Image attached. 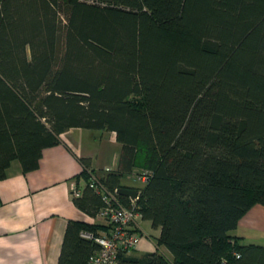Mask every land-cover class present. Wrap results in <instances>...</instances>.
Wrapping results in <instances>:
<instances>
[{"label": "trees", "instance_id": "16d2710c", "mask_svg": "<svg viewBox=\"0 0 264 264\" xmlns=\"http://www.w3.org/2000/svg\"><path fill=\"white\" fill-rule=\"evenodd\" d=\"M71 128L122 144L107 190L151 172L136 204L172 258L119 264H264L263 245L231 234L264 205V0H0V180L14 160L38 169ZM74 203L105 206L88 184ZM108 231L70 220L59 264H88L85 235Z\"/></svg>", "mask_w": 264, "mask_h": 264}, {"label": "crops", "instance_id": "0c3cea01", "mask_svg": "<svg viewBox=\"0 0 264 264\" xmlns=\"http://www.w3.org/2000/svg\"><path fill=\"white\" fill-rule=\"evenodd\" d=\"M60 138V144L44 149L38 169L25 173L21 162L14 160L0 180V264H59L70 220L106 224L99 215L92 218L75 205L71 185L75 182L81 192L86 187L84 165L100 176L117 172L122 144L108 130L71 128ZM137 170L134 167L132 173L123 174L124 187L145 186L125 182L128 178L137 182L133 175ZM138 223L137 233L141 232ZM155 231L156 239L161 228ZM231 234L241 237L244 244L264 246V205L252 207ZM156 252L172 258L166 247H158L156 241L146 244L143 239L129 255L144 259Z\"/></svg>", "mask_w": 264, "mask_h": 264}, {"label": "built area", "instance_id": "2783aa9c", "mask_svg": "<svg viewBox=\"0 0 264 264\" xmlns=\"http://www.w3.org/2000/svg\"><path fill=\"white\" fill-rule=\"evenodd\" d=\"M133 175L135 179L146 184L151 177V172L137 170ZM100 178V175L93 173L87 184L103 197L105 206L101 209L99 217L105 220L109 231L98 236L85 235L87 238L94 239L99 245L98 250L91 255L88 264H119L121 254L135 251L141 243L142 236L134 231L139 228L138 222L142 219L136 204L139 197L131 199L133 205L128 207L118 199L116 195L118 190L115 192L107 190ZM71 187L75 197L81 195L82 192L75 182Z\"/></svg>", "mask_w": 264, "mask_h": 264}, {"label": "rangeland", "instance_id": "374dc122", "mask_svg": "<svg viewBox=\"0 0 264 264\" xmlns=\"http://www.w3.org/2000/svg\"><path fill=\"white\" fill-rule=\"evenodd\" d=\"M98 131H100V130H98ZM139 170H142V169H139V167H138V171ZM125 182L133 183V185H135V186L141 185L140 181L133 182V181H131L130 178L126 179ZM139 222L141 225V232H138V234L142 236V239L145 241L146 244L154 245L155 244V234H157V231H155V228H153L150 221L140 219ZM142 239H141V241H142Z\"/></svg>", "mask_w": 264, "mask_h": 264}, {"label": "water", "instance_id": "95a60500", "mask_svg": "<svg viewBox=\"0 0 264 264\" xmlns=\"http://www.w3.org/2000/svg\"><path fill=\"white\" fill-rule=\"evenodd\" d=\"M121 195L129 196L131 199H135L138 196V191L129 187H122L118 190Z\"/></svg>", "mask_w": 264, "mask_h": 264}]
</instances>
